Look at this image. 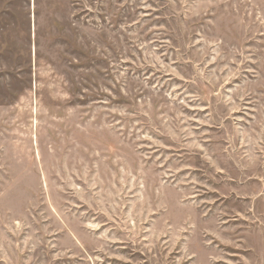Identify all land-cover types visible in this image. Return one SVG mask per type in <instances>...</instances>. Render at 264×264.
I'll use <instances>...</instances> for the list:
<instances>
[{"label": "rangeland", "instance_id": "rangeland-1", "mask_svg": "<svg viewBox=\"0 0 264 264\" xmlns=\"http://www.w3.org/2000/svg\"><path fill=\"white\" fill-rule=\"evenodd\" d=\"M0 264H264V2L0 0Z\"/></svg>", "mask_w": 264, "mask_h": 264}, {"label": "crops", "instance_id": "crops-1", "mask_svg": "<svg viewBox=\"0 0 264 264\" xmlns=\"http://www.w3.org/2000/svg\"><path fill=\"white\" fill-rule=\"evenodd\" d=\"M260 2H264V0H260Z\"/></svg>", "mask_w": 264, "mask_h": 264}]
</instances>
